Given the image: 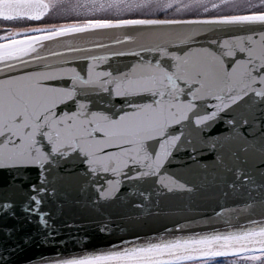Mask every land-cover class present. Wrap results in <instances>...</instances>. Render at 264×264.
Returning <instances> with one entry per match:
<instances>
[{
	"label": "snow or ice",
	"instance_id": "6c2138e0",
	"mask_svg": "<svg viewBox=\"0 0 264 264\" xmlns=\"http://www.w3.org/2000/svg\"><path fill=\"white\" fill-rule=\"evenodd\" d=\"M208 148L225 203L38 264H264V0H0V191L22 197L0 200V221L55 246L44 206L68 161L97 206L159 216L161 196L195 190L175 169ZM0 232V264H17V228Z\"/></svg>",
	"mask_w": 264,
	"mask_h": 264
},
{
	"label": "water",
	"instance_id": "95a60500",
	"mask_svg": "<svg viewBox=\"0 0 264 264\" xmlns=\"http://www.w3.org/2000/svg\"><path fill=\"white\" fill-rule=\"evenodd\" d=\"M127 59L125 58V62ZM225 129L226 125L221 123L218 130L212 132V136L221 135ZM191 135L195 137L197 133L192 131ZM180 159L188 158L178 157L174 163L179 164ZM217 170V155L210 148L206 149L199 162L190 168H176L175 171L182 180L187 181L189 186L195 185V190L191 193L177 192L161 196L159 216H149L142 210L130 207L126 201L100 202L99 206L94 204L95 198L91 191L83 190L85 178L81 175L80 169L68 161L62 165L58 173L60 179L57 184V198L49 200L44 206L46 211L50 210L58 217L57 226L60 227L61 235L57 238L55 246L52 242L43 243L41 237L36 235L35 225H28L23 220L0 221V227L7 224L17 228L16 239L20 241L22 247V251L16 256L17 264H29L30 261L38 264L41 255L53 256L60 250H79L85 246L88 250H92L93 247H107L110 242H118L120 236L131 239L134 232L151 234L153 231L161 230L166 224L171 226L174 220H182L184 216H192L197 212H211L217 204L225 203L223 189L218 188L213 182ZM29 175L35 179L37 172L30 171ZM8 179V173L0 170V188H4ZM5 198L14 199L17 204L22 200L19 193L6 189L0 191V200ZM152 199L155 203V197ZM240 199L243 200L244 197ZM227 202L232 205L231 195ZM151 210L156 211L155 208ZM101 221L107 223L110 228H115V224H119L125 231L115 229L111 234L102 233L98 227ZM65 224L74 227L67 228L64 227ZM29 235L33 238L24 243V238ZM4 238L5 234L0 232V240Z\"/></svg>",
	"mask_w": 264,
	"mask_h": 264
}]
</instances>
